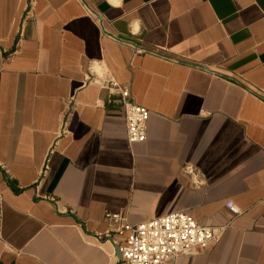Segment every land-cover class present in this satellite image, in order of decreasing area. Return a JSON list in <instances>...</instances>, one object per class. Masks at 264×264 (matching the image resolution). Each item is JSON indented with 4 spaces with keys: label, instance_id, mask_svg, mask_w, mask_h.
Instances as JSON below:
<instances>
[{
    "label": "crops",
    "instance_id": "0c3cea01",
    "mask_svg": "<svg viewBox=\"0 0 264 264\" xmlns=\"http://www.w3.org/2000/svg\"><path fill=\"white\" fill-rule=\"evenodd\" d=\"M108 211L226 228L167 264H264V0H0V264H118Z\"/></svg>",
    "mask_w": 264,
    "mask_h": 264
},
{
    "label": "built area",
    "instance_id": "2783aa9c",
    "mask_svg": "<svg viewBox=\"0 0 264 264\" xmlns=\"http://www.w3.org/2000/svg\"><path fill=\"white\" fill-rule=\"evenodd\" d=\"M107 88L112 103H119L125 114V126L129 144L145 143L148 140L149 111L135 102L128 88L115 80H108ZM227 209L238 216L241 212L231 202ZM105 221L115 228L116 234L129 233L120 245L121 260L118 264H167L181 257L190 256L196 250L204 251L213 242H218L225 227H210L198 224L183 212H176L155 220L131 226L121 213H105Z\"/></svg>",
    "mask_w": 264,
    "mask_h": 264
},
{
    "label": "water",
    "instance_id": "95a60500",
    "mask_svg": "<svg viewBox=\"0 0 264 264\" xmlns=\"http://www.w3.org/2000/svg\"><path fill=\"white\" fill-rule=\"evenodd\" d=\"M118 252L120 253V248H118ZM119 256H120V260H121V254Z\"/></svg>",
    "mask_w": 264,
    "mask_h": 264
}]
</instances>
